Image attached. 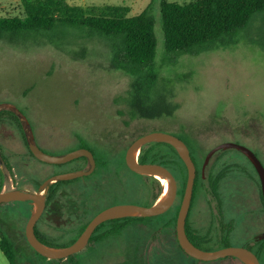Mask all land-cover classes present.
<instances>
[{
	"label": "rangeland",
	"instance_id": "1",
	"mask_svg": "<svg viewBox=\"0 0 264 264\" xmlns=\"http://www.w3.org/2000/svg\"><path fill=\"white\" fill-rule=\"evenodd\" d=\"M167 1L185 4L196 0ZM66 2L85 7L127 5L130 16L153 4L156 67L161 79L158 87L175 91L173 102L178 108L171 116L132 119L122 97L130 90L133 78L111 69L107 40L86 28L58 25L51 31L24 32L12 42L0 40V110L14 114L27 140H34L46 154L64 156L87 149L96 163L106 164L104 170L98 168L94 174L62 184L57 200L38 220V230L55 247H67L77 239L83 221H91L106 208L152 206L157 184L146 180L152 188L150 195L145 179L125 164L128 147L148 133L162 132L182 139L198 163L210 150L235 143L253 151L264 165V12L256 13L234 42L222 40L209 51L170 60L165 54L160 0ZM23 13L21 0H0V16ZM217 163L219 171H229L222 185L223 214L233 222L237 236L228 244L250 249L264 264V251L259 252L253 243L264 234V204L254 168L236 149L217 152L205 174ZM53 167L64 173L80 170L78 162L51 166L31 157L17 129L0 122L3 190L36 192L54 173ZM162 193L163 187L160 196ZM83 197L89 199L88 212L77 216L74 209L83 206ZM214 199L208 190L196 195L194 213L189 217L193 226L204 232L213 228L215 238L200 245L206 251L224 248L219 239L223 214L217 212ZM31 209L27 202L0 204V229L13 241L19 264H242L230 258L199 261L186 256L173 229L165 227L174 207L156 217L132 220L119 235L88 245L69 259H44L25 236ZM0 264H10L1 249Z\"/></svg>",
	"mask_w": 264,
	"mask_h": 264
},
{
	"label": "trees",
	"instance_id": "2",
	"mask_svg": "<svg viewBox=\"0 0 264 264\" xmlns=\"http://www.w3.org/2000/svg\"><path fill=\"white\" fill-rule=\"evenodd\" d=\"M21 2L24 9L23 15L0 16V40L6 39L12 42L24 32L39 33L51 31L58 25L86 28L88 31L107 40L111 51V69L119 70L133 78L130 90L125 97H122V100L128 105L129 115L132 119L143 118L152 120L171 116L177 111L178 106L173 102L175 91L170 93L158 87L161 79L156 67L158 42L155 33L156 18L152 14L153 4L140 14L130 16V9L127 5L85 7L71 5L66 0H21ZM259 12H264V0H196L185 4L160 0L165 54L170 60H173L175 57L198 55L209 51L222 40L234 42L240 32L249 25L253 16ZM164 80L166 79L162 81ZM167 82L169 83V81ZM0 122H8L17 129L28 154L35 158L29 148L21 121L10 111L0 110ZM3 159L5 160L4 157ZM193 160L197 167L193 198L200 193L201 189H209L215 198L214 202H216L217 212L219 211L223 214L224 201L219 190L225 182L229 171H218L216 166H213L203 176L201 168L204 161L198 163L194 157ZM72 162H78L79 169H85L88 164L85 157L75 159ZM139 162L163 165L175 176L179 185L177 195L179 203L173 206L175 208L173 216L166 221L165 227L173 229L178 247L186 256H189L180 247L176 234L177 216L188 175L184 162L177 151L166 143H150L143 146L139 155ZM7 165L10 167L8 163ZM98 168L104 170L106 164L97 163L93 174ZM254 171L256 173L255 169ZM56 174H59V172H56ZM3 176V172H0V192L4 189ZM142 177L145 182L148 179L152 183L157 184V192L151 198L153 205L161 194L162 184L155 177ZM68 182L59 181L51 185L47 195V208L57 200L58 195L62 191V184ZM146 186L151 195L152 188L147 182ZM260 194L263 203L262 193L260 192ZM82 201L83 206L74 209L77 216H82L88 212L89 199L83 197ZM189 217L186 223V232L193 244L201 248L200 245L202 243L215 238L216 235H213V229L204 232L194 227ZM144 219L148 218L129 217L107 221L95 230L88 245L119 235L128 227L132 220ZM89 222L90 220L88 219L83 221L79 227L77 238ZM220 222L223 234H221L219 239L224 243V247H228L230 246L228 241L235 237L233 222L228 220L225 214L222 215ZM35 232L41 242L49 246H56L51 239L38 230L37 225L35 226ZM158 232L159 230L156 234ZM0 239V249L8 262L10 264H19L13 241L1 229ZM75 240L66 246L71 245ZM253 243L258 246L259 252L264 251V240H254ZM153 246L154 244L151 242L150 247L152 248ZM34 252L40 257L47 259L35 250ZM256 255L258 256V254ZM73 256L75 255L66 259ZM227 258L240 262L234 257Z\"/></svg>",
	"mask_w": 264,
	"mask_h": 264
},
{
	"label": "water",
	"instance_id": "3",
	"mask_svg": "<svg viewBox=\"0 0 264 264\" xmlns=\"http://www.w3.org/2000/svg\"><path fill=\"white\" fill-rule=\"evenodd\" d=\"M150 143H166L171 145L177 151L187 168L188 175L186 188L180 204L176 222L177 240L183 251L190 257L199 261H214L222 258L234 257L242 264H261L258 256L246 247L228 246L215 251H206L197 247L189 239L186 232V223L192 204L194 185L197 177V168L188 145L182 139L162 132H151L133 141L126 151L125 162L127 167L138 175L151 176L157 178L158 180H166L169 184V191L167 195L162 199L159 198L152 206L149 207L122 204L104 209L91 219L79 237L67 247H54L44 244L37 237L35 226L46 210L47 195L53 183L84 178L91 175L95 171L97 163L95 156L91 151L87 149H78L64 156H52L46 154L34 140L31 142L28 141L32 154L36 159L43 163L60 165L85 157L88 160L89 168L53 175L45 180L36 192L20 189L10 191L2 190L0 192V204L15 201L29 203L32 209L31 215L25 227V236L31 248L47 259L60 260L68 258L84 250L89 244L95 230L107 221L129 217H156L166 213L171 209V207H173L178 195V182L173 173L160 164L139 162V155L142 147ZM227 149H236L242 152L251 162L260 180L264 203V165L254 152L247 147L235 143H225L210 150L209 153H207L202 165V175L204 176L206 168L210 164L214 155L219 151ZM260 240H264V234L256 241Z\"/></svg>",
	"mask_w": 264,
	"mask_h": 264
},
{
	"label": "flooded vegetation",
	"instance_id": "4",
	"mask_svg": "<svg viewBox=\"0 0 264 264\" xmlns=\"http://www.w3.org/2000/svg\"><path fill=\"white\" fill-rule=\"evenodd\" d=\"M190 152H191V151H190ZM191 155H192V154H191ZM244 157L248 160V158H247L245 155H244ZM192 158H193V157H192ZM73 161H74V160H73ZM87 161H88V160H87ZM248 161H249V160H248ZM71 162H72V161H71ZM249 162H250V161H249ZM68 163H70V162H68ZM250 163H251V162H250ZM60 165H64V164H60ZM251 165H252V164H251ZM213 166H216V169L219 171L218 163H217L216 165H212L211 167H213ZM252 166H253V165H252ZM211 167H210V168H211ZM196 168H197V167H196ZM253 168H254V167H253ZM53 169H54V167H53ZM85 169H86V168H85ZM80 170H82V169H80ZM201 172H202V168H201ZM59 173H60V172H59ZM61 173H64V172H61ZM256 173H257V172H256ZM55 174H56V170L54 169V173H53L51 176H53V175H55ZM256 175H257V177H258V174H256ZM51 176H50V177H51ZM50 177H49V178H50ZM258 179H259V177H258ZM259 183H260V180H259ZM260 187H261V186H260ZM205 190H208V191L210 192L209 189H207V188H203V189L200 190V193L203 192V191H205ZM219 191L222 193V191H223L222 187L220 188ZM200 193H199V194H200ZM261 193H262V192H261ZM199 194H198V195H199ZM193 200H195V198L192 199V204H191V207H190V211H189V215H188V217H189L191 214L194 213V208H195V207L193 206ZM263 204H264V203H263ZM46 209H47V206H46ZM45 212H46V210H45ZM45 212H44V213H45ZM213 215H215L214 212H213ZM225 216L227 217L226 214H225ZM215 218H216V216H215ZM213 219H214V218H213ZM216 220H217V219H216ZM228 220H229V218H228ZM217 221H218V220H217ZM210 229H213V228H212V227L207 228V231L210 230ZM215 229L217 230V229H218V226L215 227ZM235 231H236V230H234V235L237 236V235H236L237 232H235ZM238 236H239V235H238ZM245 238H246V237H245ZM247 238H249V237H247ZM256 240H257V239H256ZM256 240H255V241H256ZM253 241H254V240H253Z\"/></svg>",
	"mask_w": 264,
	"mask_h": 264
},
{
	"label": "bare ground",
	"instance_id": "5",
	"mask_svg": "<svg viewBox=\"0 0 264 264\" xmlns=\"http://www.w3.org/2000/svg\"><path fill=\"white\" fill-rule=\"evenodd\" d=\"M162 184V187H163V193L162 195L160 196V199H162L163 197H165L169 191V184L166 180H159Z\"/></svg>",
	"mask_w": 264,
	"mask_h": 264
}]
</instances>
